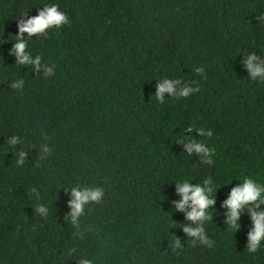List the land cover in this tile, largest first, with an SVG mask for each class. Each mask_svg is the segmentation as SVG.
Here are the masks:
<instances>
[{
    "label": "trees",
    "instance_id": "1",
    "mask_svg": "<svg viewBox=\"0 0 264 264\" xmlns=\"http://www.w3.org/2000/svg\"><path fill=\"white\" fill-rule=\"evenodd\" d=\"M51 5L68 22L25 33L26 54L41 60L20 64V20ZM259 16L264 0H0V264H264V241L247 251L255 205L238 231L224 206L246 178L264 187V80L244 66L252 53L264 60ZM165 78L199 91L160 103ZM189 139L213 150L211 165L189 155ZM209 179L211 246L174 209L178 182ZM77 187L104 190L79 227Z\"/></svg>",
    "mask_w": 264,
    "mask_h": 264
},
{
    "label": "clouds",
    "instance_id": "2",
    "mask_svg": "<svg viewBox=\"0 0 264 264\" xmlns=\"http://www.w3.org/2000/svg\"><path fill=\"white\" fill-rule=\"evenodd\" d=\"M22 16H26V13ZM260 22L264 21V16H259ZM68 22V18L65 13L59 10L58 5L46 6L44 11H41L37 17H33L27 20H20L19 22V33L17 37V43L13 49V54L17 57L20 64L32 63L35 64L37 69L40 66L41 57L37 56L35 60H32L29 55L26 54V42L24 41V34L27 33L29 37H34L38 35L45 34L46 30L50 28H58ZM244 66L250 73L251 79L255 80L260 78L264 80V60H262L255 53L247 55L244 61ZM197 73H202L203 68L195 69ZM54 71L51 68L46 69L45 75H53ZM20 83H14L12 85L13 89L21 87ZM181 84L179 79H163L162 82L158 84V91L154 95L156 100L160 103H164L165 94L179 98H187L194 92L199 91L198 88H192L185 85L177 93V87ZM187 131H194L193 127H189ZM200 135H207L209 138L212 137V132L208 131L205 133L203 129H200ZM18 138H13L11 140L12 144H16ZM185 147L187 148L189 155L193 151L200 154L204 163L211 165L213 160L211 156L213 155V150H210L205 144L198 143L194 139H189L185 142ZM47 150V149H45ZM27 153L21 152L19 154L20 159L17 161L19 165L24 164V158ZM205 186L193 185L188 181L178 182L176 184L178 189V195L182 196V201L174 202L175 211L186 212V217L188 221H191L196 227H186L183 226V230L190 237H195L200 240L202 244L211 246V241L205 234V229L202 227L205 221H211L212 215L209 214V209L215 204V198L212 194L214 188L211 184V180L204 181ZM35 191V188L32 189ZM264 192V187L258 185L251 178H246L243 180L242 186L233 189L230 199L225 202V207L230 211L227 214V220L225 223L231 228H240L239 219L240 213L246 205H255V208H259L260 204L264 203V199L261 198V193ZM72 200L69 202V207L71 208V213L69 219L72 221L73 225L79 227L78 220L84 214V206L89 203H99L104 196V190L102 188L85 189L81 191L78 187L71 189ZM259 201V203H257ZM190 208V211L187 209ZM255 208L249 207L248 211L252 215V220L254 224V229L249 234V243L247 245V251L255 253L260 247L261 241H264V211H256ZM36 212L47 216V208L45 206L39 205L36 207ZM175 247H180V240L175 239ZM81 264H92V261L85 259Z\"/></svg>",
    "mask_w": 264,
    "mask_h": 264
}]
</instances>
